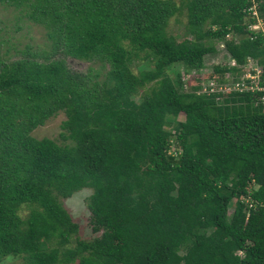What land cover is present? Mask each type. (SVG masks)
<instances>
[{
	"label": "trees",
	"instance_id": "16d2710c",
	"mask_svg": "<svg viewBox=\"0 0 264 264\" xmlns=\"http://www.w3.org/2000/svg\"><path fill=\"white\" fill-rule=\"evenodd\" d=\"M0 7L42 26L49 43L18 50L15 60L0 53V264H264L262 94L231 93L218 105L198 88L185 91L175 69L198 81L237 76L230 63L251 58L264 85V37L249 30L254 12L264 19V0ZM184 10L178 41L168 28ZM219 41L226 61L201 75ZM141 53L154 67L135 74ZM68 57L99 69L75 71ZM60 114L62 142L33 136ZM83 189L92 190L91 226L100 233L90 240L79 238L60 200Z\"/></svg>",
	"mask_w": 264,
	"mask_h": 264
},
{
	"label": "rangeland",
	"instance_id": "374dc122",
	"mask_svg": "<svg viewBox=\"0 0 264 264\" xmlns=\"http://www.w3.org/2000/svg\"><path fill=\"white\" fill-rule=\"evenodd\" d=\"M177 5H182L186 0H173ZM182 15H175L169 24L168 32L170 35L176 37L178 41H182L185 38V27L187 25V17L185 10ZM230 38H233L230 35ZM48 41L44 28L40 25L34 24L27 19H23L21 15L14 10V8L0 7V53L5 59H18V50H23L27 46L33 47L35 50L43 51L48 49ZM217 52L214 55L206 57V66L203 74L212 70L213 66L222 61H226L224 56V42L216 43ZM145 53H141L140 57H133L132 69L135 74H138L141 70L147 68L151 69L154 67V60L144 59ZM68 66L79 72H86L90 67L99 69L97 64H91L84 61H79L73 58H66ZM175 69L183 74V76L190 81H193L195 72L186 71L181 65L175 67ZM185 73V74H184ZM174 76V75H173ZM193 84V83H192ZM194 85V84H193ZM149 87V86H148ZM136 100H139L136 98ZM65 119L64 114H60L57 117L51 119L46 123L45 126L38 127L32 134L37 139L50 138L62 142L60 137L61 123ZM181 116L179 120H183ZM175 134V133H174ZM175 149V146H173ZM171 149L170 152H176ZM180 151V150H179ZM92 194L91 189H83L70 198H60L64 205V208L72 218V220L79 226V238L83 240H90L100 235L94 233L91 226V213L88 209L87 199ZM235 201L232 203L229 213L230 215L234 212ZM24 214L27 213L25 209ZM1 264H24L21 257H10L2 261Z\"/></svg>",
	"mask_w": 264,
	"mask_h": 264
},
{
	"label": "built area",
	"instance_id": "2783aa9c",
	"mask_svg": "<svg viewBox=\"0 0 264 264\" xmlns=\"http://www.w3.org/2000/svg\"><path fill=\"white\" fill-rule=\"evenodd\" d=\"M253 17L256 22L249 27V30L264 37V19L256 12L253 13ZM230 66L239 67L240 73L237 76L227 73L226 77L223 78L204 77L200 81H190L184 77L182 80L184 90L192 93L194 91L193 87H195L199 89L195 93L198 96L214 95L218 105L225 104L226 96L231 93H248L249 95L261 93L262 95L256 99L255 105H264L263 68L257 61L249 58L243 66H237L236 62L232 61Z\"/></svg>",
	"mask_w": 264,
	"mask_h": 264
}]
</instances>
